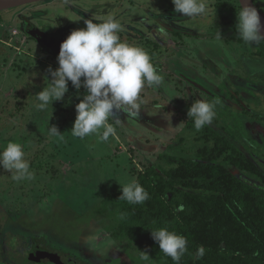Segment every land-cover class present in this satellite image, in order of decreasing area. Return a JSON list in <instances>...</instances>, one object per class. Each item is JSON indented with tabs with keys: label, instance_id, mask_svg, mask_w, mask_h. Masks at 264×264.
Wrapping results in <instances>:
<instances>
[{
	"label": "rangeland",
	"instance_id": "1",
	"mask_svg": "<svg viewBox=\"0 0 264 264\" xmlns=\"http://www.w3.org/2000/svg\"><path fill=\"white\" fill-rule=\"evenodd\" d=\"M23 18L71 30L76 49L60 59L14 37ZM257 39L239 0H48L0 13V239L13 235L16 252L37 241L62 264H164L155 243L114 237L103 200L161 155L212 148L210 131L264 167Z\"/></svg>",
	"mask_w": 264,
	"mask_h": 264
},
{
	"label": "trees",
	"instance_id": "2",
	"mask_svg": "<svg viewBox=\"0 0 264 264\" xmlns=\"http://www.w3.org/2000/svg\"><path fill=\"white\" fill-rule=\"evenodd\" d=\"M251 55L264 61L260 35ZM210 132L212 148L194 159L161 155L130 189L103 200L119 218L114 237L129 234L132 249L155 243L164 264H264V167ZM13 239H0V264H33L30 249L10 250Z\"/></svg>",
	"mask_w": 264,
	"mask_h": 264
},
{
	"label": "water",
	"instance_id": "3",
	"mask_svg": "<svg viewBox=\"0 0 264 264\" xmlns=\"http://www.w3.org/2000/svg\"><path fill=\"white\" fill-rule=\"evenodd\" d=\"M44 1L48 0H0V13ZM239 3L250 25L255 29L258 35L264 39V14H262V12L257 8L254 0H239ZM25 31L39 44L57 55H62L76 49V46H72L71 48L68 47L70 45L71 37L61 30L56 32V34L49 36L46 32L34 24L28 23ZM181 77L193 88L211 94V92L205 87L204 81L192 79L183 74H181ZM49 256L50 255L47 251L42 249L37 241H33L31 253L29 254L30 261L47 264L48 262L46 263L45 259L49 260ZM41 257H43V259Z\"/></svg>",
	"mask_w": 264,
	"mask_h": 264
},
{
	"label": "flooded vegetation",
	"instance_id": "4",
	"mask_svg": "<svg viewBox=\"0 0 264 264\" xmlns=\"http://www.w3.org/2000/svg\"><path fill=\"white\" fill-rule=\"evenodd\" d=\"M255 3V2H254ZM257 6V5H256ZM258 8V7H257ZM260 10V9H259ZM261 11V10H260ZM262 14H264V13H262ZM28 23H31V24H34L32 21H30V20H24L23 21V30H21V29H19V32H20V34H22L23 36H25L26 37V39H28V41H32V40H34L31 36H29L27 33H26V31H25V28L27 27V24ZM35 25V24H34ZM36 26V25H35ZM39 28V27H38ZM17 30V29H16ZM42 30V29H41ZM63 31L64 33H67L68 35H70V31L71 30H65L64 28H61V27H59L58 29H57V31L56 32H58V31ZM44 31V30H43ZM45 32V31H44ZM56 32H54V33H48V32H46L49 36H52V35H54V34H56ZM70 37H71V41H70V45L68 46L69 48H71L73 45H75L74 44V42L72 41V35H70ZM35 42H37L36 40H35ZM38 43V42H37ZM39 44V43H38ZM41 45V44H40ZM42 46V45H41ZM43 47V46H42ZM43 48H45V47H43ZM45 49H47V48H45ZM49 52H51L52 53V55H56L54 52H52V51H50L49 49H47ZM63 55V54H62ZM62 55H60V56H62ZM252 56V55H251ZM253 57V56H252ZM253 59L254 60H258V61H261V60H259L258 58H256V57H253ZM262 63H264V62H262ZM197 79L198 80H202V81H204L205 82V87L207 88V90L208 91H210L211 92V94H208V93H205V92H202V91H200V90H198V91H200V92H202V93H204L205 95H209V96H211V97H215V95L213 94V91H211L212 89L210 88L211 86H210V84L208 83V82H206L205 80H203V79H201V78H199V77H197ZM256 90H259L260 89V86H256V87H254ZM253 89V88H252ZM197 90V89H196ZM40 247H42V249H43V247L45 248L44 250H46L47 251V253L50 255L49 256V260L48 259H45L46 260V263L47 264H53L54 262L56 263V264H62V262L63 261H65L64 260V258H60V257H57V256H55L54 255V253L51 251V250H49L48 248H46L45 246H40ZM31 253V248H30V250L28 251V256H27V258H28V260H29V254ZM7 256V255H6ZM8 256H10V255H8ZM11 258H13L12 256H10ZM70 257L71 258H74V259H77V258H80L79 256H76V255H70ZM42 259H43V257H41ZM45 258V257H44ZM80 259H82L83 261H86L85 259L86 258H80ZM30 261V260H29ZM31 263H33V264H41V263H37V262H33V261H30ZM66 262V261H65ZM87 262V261H86ZM75 264H78V263H76L75 262ZM81 264H91V263H81Z\"/></svg>",
	"mask_w": 264,
	"mask_h": 264
},
{
	"label": "crops",
	"instance_id": "5",
	"mask_svg": "<svg viewBox=\"0 0 264 264\" xmlns=\"http://www.w3.org/2000/svg\"><path fill=\"white\" fill-rule=\"evenodd\" d=\"M173 36H175V35H173ZM176 40H177V36L174 38V41H176ZM179 40L181 41V39H179ZM173 44H174V45H178L179 43L177 44V42H176V43L173 42ZM201 45H202L203 47H204V46L211 47V46L216 45V44H215V43H214V44H209L208 40H206V42L203 43V44L201 43ZM217 45H219V44H217ZM182 46H183V45H182ZM190 47H191V46H190ZM208 62H212V61L209 60ZM208 64H209V63H208ZM207 66H208V65H207ZM208 67H209V66H208ZM129 69H131V67H130ZM136 72H137V71H136ZM136 72H133V74L136 73ZM201 79H202V78H201ZM121 92H122V93L124 92V89H123V88H122ZM130 115H131V114H130ZM134 115H135V114H134ZM134 115H131V116H134ZM135 117H136V116H135ZM136 119H137V118H136ZM93 254H94V253H93Z\"/></svg>",
	"mask_w": 264,
	"mask_h": 264
},
{
	"label": "built area",
	"instance_id": "6",
	"mask_svg": "<svg viewBox=\"0 0 264 264\" xmlns=\"http://www.w3.org/2000/svg\"><path fill=\"white\" fill-rule=\"evenodd\" d=\"M17 36H20V33H19L18 30L15 29V31H14V37H17ZM23 38H24V40H26V37L25 36H23Z\"/></svg>",
	"mask_w": 264,
	"mask_h": 264
}]
</instances>
